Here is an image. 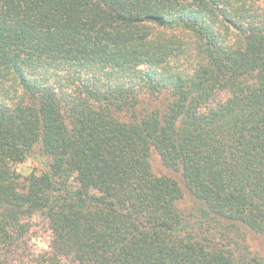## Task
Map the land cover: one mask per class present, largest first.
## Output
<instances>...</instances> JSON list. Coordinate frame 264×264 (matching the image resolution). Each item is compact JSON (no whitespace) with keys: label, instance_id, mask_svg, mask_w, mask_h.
Here are the masks:
<instances>
[{"label":"trees","instance_id":"1","mask_svg":"<svg viewBox=\"0 0 264 264\" xmlns=\"http://www.w3.org/2000/svg\"><path fill=\"white\" fill-rule=\"evenodd\" d=\"M35 216V264H264V0H0V264Z\"/></svg>","mask_w":264,"mask_h":264},{"label":"rangeland","instance_id":"2","mask_svg":"<svg viewBox=\"0 0 264 264\" xmlns=\"http://www.w3.org/2000/svg\"><path fill=\"white\" fill-rule=\"evenodd\" d=\"M151 161L154 172L157 175H167L175 178L181 183L186 193V199L182 203V206L185 208L192 207V198L184 186V180L181 173L166 168L163 165L161 158L155 153H153ZM35 168H38V164L33 158L16 166L18 173L24 178L29 176ZM25 221L29 224L30 231L28 235L21 240L17 255L11 259V264H35L34 258L43 255L50 249L51 237L48 222L42 216L26 218ZM249 242L252 249L259 252L260 255L264 257V237L251 234L249 236Z\"/></svg>","mask_w":264,"mask_h":264}]
</instances>
